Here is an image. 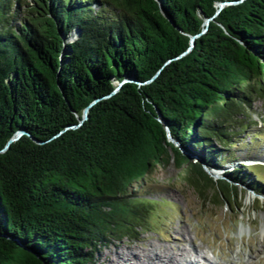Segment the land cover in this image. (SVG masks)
<instances>
[{"label": "trees", "instance_id": "1", "mask_svg": "<svg viewBox=\"0 0 264 264\" xmlns=\"http://www.w3.org/2000/svg\"><path fill=\"white\" fill-rule=\"evenodd\" d=\"M253 97L264 0H0V150L28 133L0 151V264H88L146 230L131 188L158 164L202 200L262 193L253 166L221 164Z\"/></svg>", "mask_w": 264, "mask_h": 264}, {"label": "rangeland", "instance_id": "2", "mask_svg": "<svg viewBox=\"0 0 264 264\" xmlns=\"http://www.w3.org/2000/svg\"><path fill=\"white\" fill-rule=\"evenodd\" d=\"M78 34L73 29L68 36L74 41ZM128 80L132 79H123ZM247 114L254 120L243 124V132L233 134L232 154L221 164L228 170L240 163L253 166L264 186V97H253ZM168 138L179 145L170 134ZM224 169L207 171L221 179ZM236 186L238 197L229 204L216 202L210 190L202 200L182 180L174 163L156 165L144 181L131 188V194L151 200L145 216L147 229L103 243L88 264H134L133 257H142L143 249L157 253L154 245L189 251L183 264H264V187L262 193H255L240 183ZM144 264L152 263L144 259Z\"/></svg>", "mask_w": 264, "mask_h": 264}, {"label": "bare ground", "instance_id": "3", "mask_svg": "<svg viewBox=\"0 0 264 264\" xmlns=\"http://www.w3.org/2000/svg\"><path fill=\"white\" fill-rule=\"evenodd\" d=\"M154 246L158 249L157 253L154 252L155 254L152 255L149 252H146L147 248L143 249V251H142L143 256L142 257H133V259L135 261L134 264H144V259H147L148 262L152 263V264H183V260H186V258L189 256L188 255L189 251L188 252L187 251L186 252H183V251L178 252V251H175L171 248L162 247L159 245H154ZM182 257H183V259H182ZM115 262H116V258H115Z\"/></svg>", "mask_w": 264, "mask_h": 264}, {"label": "water", "instance_id": "4", "mask_svg": "<svg viewBox=\"0 0 264 264\" xmlns=\"http://www.w3.org/2000/svg\"><path fill=\"white\" fill-rule=\"evenodd\" d=\"M225 4H226L225 2H224V3H220L219 6H218V10H217V12H219V10H220V9L222 8V6L225 5ZM210 19H211V18H207V19H205V21H204V29H203V32L206 30L207 25H208ZM195 37H196V36H192V38H191V40H190V42H191V46H190V47L193 46V44H194V38H195ZM73 38H74V37H72L71 35H69L68 38H67V41H71ZM126 81H127V80H126ZM126 81H125V82H126ZM128 81H129V80H128ZM130 81H131V80H130ZM123 83H124V81H121V82L117 83L116 88L113 90L112 93L116 92V91L121 87V85H122ZM107 96H109V95H107ZM107 96H106V97H107ZM94 102H95V101H94ZM94 102H92L90 105H88L87 107L84 108L83 113H82V118L79 120V122H78L76 125H71L70 128H75V127L79 126V125H80V124H81V123L87 118L88 110H89L90 106H91ZM23 134H28V133L25 132V131H23V130H18V131H16V132L14 133V135H13V136H12L7 142H6V144L4 145V147H3L0 151H4V150H6L12 142H14V141H16L17 139H19ZM36 142H38V141H36ZM205 169H206V172H207L210 176H212L214 179L216 178L215 176L211 175V174L207 171V170H208L207 168H205Z\"/></svg>", "mask_w": 264, "mask_h": 264}]
</instances>
